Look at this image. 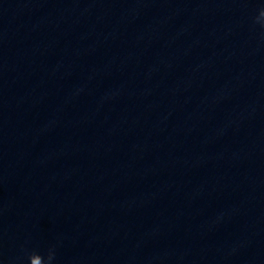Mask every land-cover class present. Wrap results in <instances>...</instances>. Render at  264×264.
<instances>
[{
  "label": "water",
  "instance_id": "95a60500",
  "mask_svg": "<svg viewBox=\"0 0 264 264\" xmlns=\"http://www.w3.org/2000/svg\"><path fill=\"white\" fill-rule=\"evenodd\" d=\"M264 0H0V264H264Z\"/></svg>",
  "mask_w": 264,
  "mask_h": 264
},
{
  "label": "clouds",
  "instance_id": "9594fccd",
  "mask_svg": "<svg viewBox=\"0 0 264 264\" xmlns=\"http://www.w3.org/2000/svg\"><path fill=\"white\" fill-rule=\"evenodd\" d=\"M260 14L264 15V11H262Z\"/></svg>",
  "mask_w": 264,
  "mask_h": 264
}]
</instances>
